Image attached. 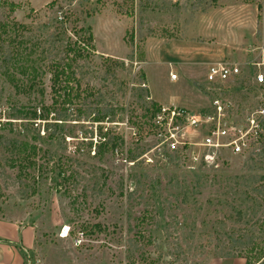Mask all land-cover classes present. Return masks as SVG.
<instances>
[{
	"label": "rangeland",
	"instance_id": "1",
	"mask_svg": "<svg viewBox=\"0 0 264 264\" xmlns=\"http://www.w3.org/2000/svg\"><path fill=\"white\" fill-rule=\"evenodd\" d=\"M7 4L18 8L0 7V264H264V116L243 156L159 158L152 129L155 107L203 113L219 94L238 122L264 108L248 65L264 46L262 0ZM78 38L79 96L53 105L52 69ZM217 62L240 65L234 86L206 83Z\"/></svg>",
	"mask_w": 264,
	"mask_h": 264
},
{
	"label": "built area",
	"instance_id": "2",
	"mask_svg": "<svg viewBox=\"0 0 264 264\" xmlns=\"http://www.w3.org/2000/svg\"><path fill=\"white\" fill-rule=\"evenodd\" d=\"M264 10V0H262ZM259 58L248 63L254 74V84L264 87V46L261 47ZM242 70L239 64L232 62H217L208 68L206 83L216 91L226 86L235 85L240 79ZM171 79L176 76L172 74ZM233 85V86H234ZM234 104L223 95L213 96L210 109L206 112L191 113L176 106H158L153 117V130L160 143L153 151H157L159 158L166 153L178 156H189L191 147L204 149L215 157L219 152L227 151L232 156H243L251 150V146L260 138L261 117L264 108L258 107L250 112L244 123L233 120L229 114L234 110ZM200 138L199 143L192 142V138ZM214 157L207 154L206 161H213ZM145 162H155L152 154L143 156ZM28 264H42L40 260L28 261Z\"/></svg>",
	"mask_w": 264,
	"mask_h": 264
},
{
	"label": "trees",
	"instance_id": "3",
	"mask_svg": "<svg viewBox=\"0 0 264 264\" xmlns=\"http://www.w3.org/2000/svg\"><path fill=\"white\" fill-rule=\"evenodd\" d=\"M3 5H8L11 11H15L18 8L16 4H7V0H0V7ZM0 29L5 31V24H0ZM1 36H0V43ZM87 42H92V36L89 35ZM84 43L80 38L76 39L74 42L69 43L67 46V56L62 60L61 63L56 64L52 69L51 76V94H52V104H63L70 105L79 96L74 89L73 83L76 82L75 74L73 71V65L79 59L83 58V51L80 45ZM87 46V45H86ZM85 47V46H84ZM86 48V47H85ZM1 51V46H0ZM158 107V106H157ZM157 107H155L157 109ZM34 118H41V114L37 116L36 112L32 114ZM43 117V116H42ZM261 258V257H260ZM258 258V259H260Z\"/></svg>",
	"mask_w": 264,
	"mask_h": 264
},
{
	"label": "bare ground",
	"instance_id": "4",
	"mask_svg": "<svg viewBox=\"0 0 264 264\" xmlns=\"http://www.w3.org/2000/svg\"><path fill=\"white\" fill-rule=\"evenodd\" d=\"M63 237H65V235Z\"/></svg>",
	"mask_w": 264,
	"mask_h": 264
}]
</instances>
